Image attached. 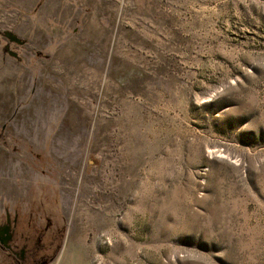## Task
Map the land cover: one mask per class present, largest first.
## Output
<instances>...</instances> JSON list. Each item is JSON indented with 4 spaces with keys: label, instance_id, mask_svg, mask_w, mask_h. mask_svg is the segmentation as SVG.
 Masks as SVG:
<instances>
[{
    "label": "rangeland",
    "instance_id": "374dc122",
    "mask_svg": "<svg viewBox=\"0 0 264 264\" xmlns=\"http://www.w3.org/2000/svg\"><path fill=\"white\" fill-rule=\"evenodd\" d=\"M0 206V264H264V0H0Z\"/></svg>",
    "mask_w": 264,
    "mask_h": 264
},
{
    "label": "flooded vegetation",
    "instance_id": "af4514ba",
    "mask_svg": "<svg viewBox=\"0 0 264 264\" xmlns=\"http://www.w3.org/2000/svg\"><path fill=\"white\" fill-rule=\"evenodd\" d=\"M18 217H19L18 215H15L12 219L13 231L11 232V219L9 217V212L6 211V207L0 206V249L11 251L10 243H11V240L13 238L12 234H15L16 236L20 235V237H22L24 239V237H23L24 235L22 234V232L17 233V231H15L16 230L15 224H17L16 222L19 220ZM47 223L48 224L43 229V232L41 233V235L44 236V238L46 240L49 238H53V239H51V242L49 244V245H52L54 243V242H52V240L55 241V239L57 238L58 229L57 228L55 229V227H53L52 223L49 220H47ZM49 241H50V239H49ZM25 247H27V245ZM22 253H23V251H21V255H20L21 257H22ZM17 256L18 255L16 254L15 258ZM17 262L18 261H16V264H20ZM2 264H6V263L3 262Z\"/></svg>",
    "mask_w": 264,
    "mask_h": 264
},
{
    "label": "water",
    "instance_id": "95a60500",
    "mask_svg": "<svg viewBox=\"0 0 264 264\" xmlns=\"http://www.w3.org/2000/svg\"><path fill=\"white\" fill-rule=\"evenodd\" d=\"M5 37L9 40V42L16 43V44H21L20 40L17 39V38H16L14 35H12V34L6 33V34H5ZM10 55L13 56V57H16L15 54L10 53Z\"/></svg>",
    "mask_w": 264,
    "mask_h": 264
}]
</instances>
